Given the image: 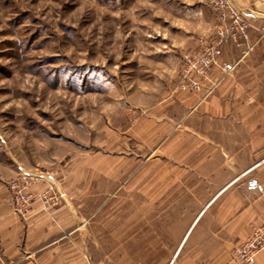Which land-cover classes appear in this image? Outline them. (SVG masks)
<instances>
[{"label":"rangeland","instance_id":"rangeland-1","mask_svg":"<svg viewBox=\"0 0 264 264\" xmlns=\"http://www.w3.org/2000/svg\"><path fill=\"white\" fill-rule=\"evenodd\" d=\"M263 2L249 17L264 29ZM215 21L206 0H0V185L36 169L78 177L82 250L133 262L130 194L150 182L167 117L188 110L179 90L204 85L185 78L184 57ZM247 58L263 63L264 43ZM124 223L126 250L104 248Z\"/></svg>","mask_w":264,"mask_h":264},{"label":"crops","instance_id":"crops-1","mask_svg":"<svg viewBox=\"0 0 264 264\" xmlns=\"http://www.w3.org/2000/svg\"><path fill=\"white\" fill-rule=\"evenodd\" d=\"M231 1L248 19L249 43L258 49L264 29L251 17L260 0ZM246 49L244 41L226 42L210 79L176 95L188 110L167 117L174 126L151 159L150 182L130 194L138 253L133 262L126 255L95 261L82 250L78 177L61 181L46 174L36 189L51 181L64 200L52 212L37 203L27 219L14 211L9 185H0V264H240L233 249L253 225L264 224V62L247 63ZM178 118L183 123L176 127ZM127 228L124 223L119 239L103 247L126 250ZM146 247L152 250L144 257ZM160 249H166L164 257ZM258 263L264 264V250Z\"/></svg>","mask_w":264,"mask_h":264},{"label":"built area","instance_id":"built-area-1","mask_svg":"<svg viewBox=\"0 0 264 264\" xmlns=\"http://www.w3.org/2000/svg\"><path fill=\"white\" fill-rule=\"evenodd\" d=\"M216 16L215 37L212 41H202L201 49L187 53L184 57V76L195 87L210 79L212 70L226 42L247 44L245 54L254 49L249 43L250 35L248 19L234 6L231 0H206ZM46 173L36 169L16 175L9 182L13 195L14 211L24 219L35 214L36 204L45 212L56 210L64 200V195L58 191L51 181L42 188L36 187L44 182ZM263 192V188L258 185ZM264 250V224L253 225L250 234L233 249L232 257L240 264H259L258 256Z\"/></svg>","mask_w":264,"mask_h":264}]
</instances>
